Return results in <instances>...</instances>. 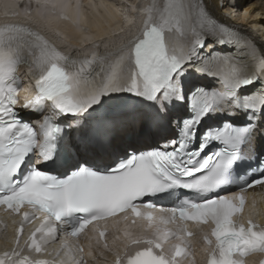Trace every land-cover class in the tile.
Masks as SVG:
<instances>
[{
    "label": "snow or ice",
    "instance_id": "1",
    "mask_svg": "<svg viewBox=\"0 0 264 264\" xmlns=\"http://www.w3.org/2000/svg\"><path fill=\"white\" fill-rule=\"evenodd\" d=\"M44 7L56 14L57 5H37ZM131 7L133 20L145 17L135 35L114 51H99L106 38L93 41L83 57L29 25L0 26V209L23 218L0 264H85L77 256L84 248L70 247L68 239L79 241L90 225L104 239L100 223L121 214L133 224L150 222L149 229L154 223L176 228L155 227L150 236L125 232V251L113 264H184L191 254L189 222L206 228V264H244L250 254L264 253V225L234 219L245 193L264 188V167L239 179L233 170L245 155L255 156L248 137L264 121V41L213 14V8L235 11L224 0ZM21 65L35 88L23 104ZM249 88L254 91L245 95ZM185 103L189 118L169 117ZM238 113L250 122L237 127L226 119L201 133L206 118ZM130 136L159 140L138 148ZM37 220L24 244L51 260L31 259L21 247L24 225ZM57 242L55 254L47 252Z\"/></svg>",
    "mask_w": 264,
    "mask_h": 264
},
{
    "label": "bare ground",
    "instance_id": "2",
    "mask_svg": "<svg viewBox=\"0 0 264 264\" xmlns=\"http://www.w3.org/2000/svg\"><path fill=\"white\" fill-rule=\"evenodd\" d=\"M33 2L31 7V15L26 16L31 24L36 25L39 29L46 31L48 36L53 37L54 33L59 35L56 43L60 46L68 45V37L75 42L76 33L80 32V27L87 26L93 21V34L97 37L102 36L108 39L107 45H121L128 36L135 35L137 28L141 25L144 16L133 20L134 12L132 5L139 4L144 8L148 7L153 0H30ZM225 5H233L237 11L244 10L245 14L241 17V21L247 20L241 29L245 30L246 36L251 40L258 42L264 41V0H224ZM4 8L13 7L15 3L9 0H0ZM57 5L56 14L51 13L50 7L37 8V5ZM26 5L25 7H27ZM63 6V7H61ZM229 9V8H228ZM227 9V10H228ZM213 14L219 19H225L226 12H222L219 8L212 9ZM61 13L69 17L68 20H61ZM20 18L22 16L20 15ZM131 21V23H129ZM225 23L230 24V20L226 19ZM124 32H121V29ZM129 28L131 31H129ZM92 30V28H90ZM68 36V37H67ZM117 36L122 39H116ZM92 41L90 36H82L81 44L84 45ZM69 51V50H68ZM67 51V52H68ZM178 116V115H177ZM241 118L245 114H240ZM259 121V120H258ZM264 121H259L256 128L252 132L251 144L257 145V152L262 147L258 142L260 134H264ZM133 144L132 141H130ZM197 244L196 241L192 242ZM199 259L191 260L188 264H196Z\"/></svg>",
    "mask_w": 264,
    "mask_h": 264
}]
</instances>
